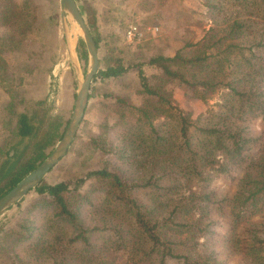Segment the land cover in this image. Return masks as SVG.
Here are the masks:
<instances>
[{
  "label": "trees",
  "instance_id": "16d2710c",
  "mask_svg": "<svg viewBox=\"0 0 264 264\" xmlns=\"http://www.w3.org/2000/svg\"><path fill=\"white\" fill-rule=\"evenodd\" d=\"M206 1L221 21L201 41L183 47L192 51L190 56L178 50L174 56L127 63L110 42L102 48L93 35L99 70L69 153L86 146L97 165L53 184L45 178L31 192L30 211L51 210L43 228L24 222L21 230L7 229L0 218V256L10 249L13 255L0 264H228L218 244L230 257L238 256L239 264H264V128L259 134L250 128L253 119L264 118V0H231L230 8L225 0ZM84 10L89 28L96 31L97 10L88 4ZM41 22L35 4L0 0L2 88L14 82L7 55L20 50ZM234 51L240 53L235 62L230 60ZM78 52L88 61L83 40ZM224 63L232 67L230 77L224 75ZM131 71L137 74L143 104L98 92L99 80ZM171 82L191 88L202 102L220 87L227 93L219 110L204 113L197 124L191 112L176 105ZM95 99L108 116L83 133ZM54 105L53 92L24 112L8 104L11 116L2 119L0 198L62 140L69 119L55 113ZM221 175L237 181L235 192L219 194L211 188L213 176ZM221 225L228 227L226 234L216 230ZM20 244H27L24 257L15 253Z\"/></svg>",
  "mask_w": 264,
  "mask_h": 264
},
{
  "label": "rangeland",
  "instance_id": "374dc122",
  "mask_svg": "<svg viewBox=\"0 0 264 264\" xmlns=\"http://www.w3.org/2000/svg\"><path fill=\"white\" fill-rule=\"evenodd\" d=\"M17 1L27 7L35 4L42 22L38 23L39 28L36 34L27 38L20 50L7 55L11 64L10 75H13L14 82L13 86L5 89L0 85V145L4 141L2 119L6 117V114L11 116L7 112L10 111L9 103H14L17 112H24L32 102L53 92L54 112L70 121L81 83L88 71V61L81 60L78 52L79 43L83 40L82 32L79 25L70 17L66 20L65 28L61 0H31L32 4L30 0L26 3L25 0ZM78 1L84 15H86L84 10L86 4L97 10L98 29L95 31L94 28H91L92 31L94 30L91 32L93 35H98L101 47H105V44L110 42V45L119 50L127 63L145 61L157 55L174 56L178 50L182 51L185 56H190L192 51L184 50L183 47L190 41H201L206 33L218 26L221 21L211 13L212 10L207 7L206 0ZM225 3L229 8L233 6L231 0H225ZM126 5L130 7L128 10ZM235 12L234 10L231 13ZM256 18L262 20L261 16H256ZM130 25L140 27L143 33L140 41L130 42L127 39L126 32ZM241 45L244 46L246 43ZM211 53L216 52L209 51L208 55ZM239 54L238 51H234L230 60L235 62L240 57ZM243 54L248 56L249 52L244 51ZM222 69L224 75L230 77L232 67L228 63H224ZM148 73L153 75L157 71L149 70ZM218 79L223 80L219 76ZM95 85L100 94L112 92L130 99L136 105H141L144 102V99L138 95L140 85L135 71L115 80H99ZM169 89L174 95L176 105L191 112L192 118L197 124H202L198 118L204 113L210 110H219L224 95L227 93V89L220 87L208 99V102H202L195 99L193 90L185 85L171 82ZM100 103L101 100H92L87 117L89 122L82 125L83 133L89 131L91 123L96 119L108 116H105V112L101 111L104 107L100 106ZM250 128L253 134H259L264 128V118L259 116L253 119ZM115 133L114 130L111 135H115ZM79 147L70 152L48 174L45 180L47 183L53 184L63 176L78 175L96 167L97 162H95L93 151L87 149L86 146L82 149ZM239 176L238 173L234 174V177ZM236 183L237 181L222 175L213 176L211 188H214L219 194H232L237 188ZM32 196L30 192L25 197L26 201L22 203V207L15 205L0 217L7 229L19 228V225L24 222L40 227L45 225L51 210L34 209L30 211ZM222 225L218 226L216 230L221 234H226L228 227ZM19 230L21 229L19 228ZM6 241L7 245L12 243L10 240L6 239ZM26 246L27 244H20L15 253L24 257L27 254ZM216 249L222 252L221 258L228 264H239L240 258L238 256L230 257L223 251L220 244ZM9 255H12V249L0 256V262L7 261L9 263V258H11Z\"/></svg>",
  "mask_w": 264,
  "mask_h": 264
},
{
  "label": "water",
  "instance_id": "95a60500",
  "mask_svg": "<svg viewBox=\"0 0 264 264\" xmlns=\"http://www.w3.org/2000/svg\"><path fill=\"white\" fill-rule=\"evenodd\" d=\"M61 6L65 28L68 17L72 18L80 27L89 55L88 71L86 77L81 83L75 109L62 140L56 146L52 154L41 165L27 175L12 190L0 198V217L40 185L48 174L68 155L89 105L91 84L99 70L100 59L98 48L91 29L85 19V15L77 1L61 0Z\"/></svg>",
  "mask_w": 264,
  "mask_h": 264
},
{
  "label": "built area",
  "instance_id": "2783aa9c",
  "mask_svg": "<svg viewBox=\"0 0 264 264\" xmlns=\"http://www.w3.org/2000/svg\"><path fill=\"white\" fill-rule=\"evenodd\" d=\"M126 37L130 42L140 41L143 37V33L138 25H130L126 32Z\"/></svg>",
  "mask_w": 264,
  "mask_h": 264
},
{
  "label": "crops",
  "instance_id": "0c3cea01",
  "mask_svg": "<svg viewBox=\"0 0 264 264\" xmlns=\"http://www.w3.org/2000/svg\"><path fill=\"white\" fill-rule=\"evenodd\" d=\"M125 7H128V5H126ZM130 7L127 8V10L129 9Z\"/></svg>",
  "mask_w": 264,
  "mask_h": 264
}]
</instances>
